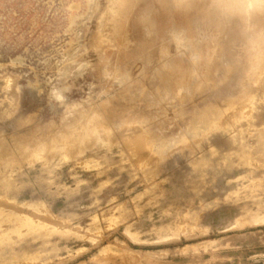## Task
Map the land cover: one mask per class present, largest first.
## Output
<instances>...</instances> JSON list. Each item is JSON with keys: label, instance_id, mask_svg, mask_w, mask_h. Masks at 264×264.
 <instances>
[{"label": "rangeland", "instance_id": "1", "mask_svg": "<svg viewBox=\"0 0 264 264\" xmlns=\"http://www.w3.org/2000/svg\"><path fill=\"white\" fill-rule=\"evenodd\" d=\"M148 252L264 264V0H0V264Z\"/></svg>", "mask_w": 264, "mask_h": 264}, {"label": "crops", "instance_id": "2", "mask_svg": "<svg viewBox=\"0 0 264 264\" xmlns=\"http://www.w3.org/2000/svg\"><path fill=\"white\" fill-rule=\"evenodd\" d=\"M171 255V258L168 259H161L159 256H155L153 253H147L146 256H143L142 261L140 264H221L218 263L216 260H208L206 257L202 258L196 255H189L186 258L181 260L180 256L174 253L168 254ZM176 256V257H174Z\"/></svg>", "mask_w": 264, "mask_h": 264}, {"label": "bare ground", "instance_id": "3", "mask_svg": "<svg viewBox=\"0 0 264 264\" xmlns=\"http://www.w3.org/2000/svg\"><path fill=\"white\" fill-rule=\"evenodd\" d=\"M138 137V136H137ZM137 139H139V138H137Z\"/></svg>", "mask_w": 264, "mask_h": 264}]
</instances>
